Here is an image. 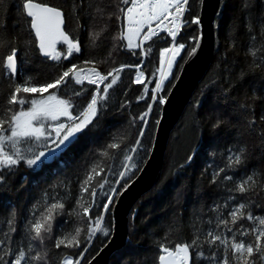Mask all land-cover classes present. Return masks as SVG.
<instances>
[{
	"label": "trees",
	"instance_id": "trees-1",
	"mask_svg": "<svg viewBox=\"0 0 264 264\" xmlns=\"http://www.w3.org/2000/svg\"><path fill=\"white\" fill-rule=\"evenodd\" d=\"M15 2L16 0H3L0 16L8 17V36L16 37V46L20 48L19 59L24 57L25 41H34V36L30 35L26 25H22L19 30L12 27L21 15L15 8L7 10ZM43 2L64 10L65 31L71 37L79 39L81 52L74 54L67 61H62L65 67L72 63L81 68L92 67L93 65L83 64V61L94 60V66L102 74H107L122 64L142 62L145 84L149 89V96L151 95V89L158 80V72L155 75L153 73L159 67V49L170 46L169 37L167 40L155 38L149 42L145 46L151 45L153 48L149 55L133 56L131 51L122 47L124 42L113 39L120 30V24L116 20V16L120 15L119 0H83L84 6L79 10L78 16L72 14L73 0ZM246 2L254 7L246 9ZM96 7L104 9L103 18L95 11ZM188 7L185 18L200 15L199 0H190ZM109 13L113 14L111 20L108 19ZM262 17L264 0H220L213 22L214 52L211 62L169 134L159 180L133 205L127 216L126 244L110 256L109 264H158V243L174 246V242L190 241L195 228L207 229L209 225L204 221L213 216L209 207L214 201L223 204L224 198L230 195L226 188L233 186L232 182L222 179L224 173H221L220 179L213 184V173L221 167H226L228 156L239 152L240 149L245 150L244 164L226 169L227 174L239 180L256 172L257 184L253 191L245 194L233 192L231 195L236 196L237 200L248 199L255 214H264V120L261 119L264 116V62L260 59L264 56V35L260 32ZM249 22L252 26L251 33L247 28ZM120 23L123 24V20ZM105 26L107 30L93 42L89 33L99 32ZM253 34L256 35L255 41L251 39ZM198 35L199 28L196 25L186 27L181 32V42L192 44L189 37ZM250 47L261 49L256 58L248 54ZM57 48L63 51L65 46L60 44ZM187 50L181 54L184 59L187 58ZM27 58L28 73L41 82L55 78L61 71L55 61L41 58L35 47L28 52ZM178 63L183 67L184 60L178 58ZM256 63H261L262 66L256 67ZM173 72L178 76L181 68L174 66ZM19 80L18 76L17 81ZM134 80L135 69L126 68L120 73V80L109 90L108 100L93 126L81 134L72 148L57 161L46 164L39 171L21 163L12 171L5 169L0 173L5 177L0 184V219L15 211L17 235L26 218L30 216L32 206L38 202L43 203L45 193L50 197L56 194L67 196L65 215L59 217L57 223L71 221L69 224H62V227L65 231L74 229L80 221L69 217L67 213L79 194V181L94 163L103 159L99 155L100 151L114 142V139L121 142V149H110V155L114 159H104V165H111L115 171L124 170L120 166L123 160L122 151L135 146L142 126L138 116L147 110V104L150 102L148 98L137 99L143 94L144 84H136ZM149 80L152 83H148ZM165 84V91L160 95L168 94L172 88L168 81ZM74 87L79 90L81 86ZM84 87L87 92L82 97L72 96L71 87L64 89L60 95L65 99L71 98L74 103L82 106L90 99V93L95 88L87 82ZM8 90V80L0 79V103L6 100ZM51 91L54 90L50 89L49 92ZM34 96L39 98L40 94ZM161 109L162 105H153V111L147 118L145 135L141 138L143 146H137L136 153H128L134 156L140 169L144 165L141 161H147L149 158L157 127L156 120L160 119ZM217 118L222 124L214 129L212 124ZM189 156L193 157L191 161L188 160ZM139 171L133 169L132 173H129V183ZM104 175L112 181L119 178L111 172H105ZM107 188L108 185H105V190ZM100 203H103V197L100 198ZM99 211L98 208L94 209V212ZM104 225L110 228L111 236L112 210L105 214ZM60 234L54 227L51 239L45 241L44 250L48 252L49 264H58L66 253L75 258L80 251L56 249L55 239ZM108 240L109 238L98 233L82 264H87L95 257ZM35 251H41V248L37 247Z\"/></svg>",
	"mask_w": 264,
	"mask_h": 264
},
{
	"label": "snow or ice",
	"instance_id": "snow-or-ice-1",
	"mask_svg": "<svg viewBox=\"0 0 264 264\" xmlns=\"http://www.w3.org/2000/svg\"><path fill=\"white\" fill-rule=\"evenodd\" d=\"M189 3L190 0H119L120 15L116 16V20L120 24V30L113 39L126 42L122 47L131 51L133 56H147L152 53V46L145 45L154 38H171L170 47L159 49V67L153 73L155 75L158 72L159 78L151 89L150 96L145 84L142 62L122 64L107 74H102L94 66V60L83 61V64L93 65L92 67L81 68L76 63L65 67L62 64V61H67L74 54L81 52L79 39L71 37L65 31L63 9L51 6L43 0H16L7 8L9 11L15 8L21 14L19 20L12 25L14 29L19 30L22 25H26L30 35L34 34V41H25V54L19 59L20 48L16 46V37L8 36V17L0 16V79L8 80L9 89L6 100L0 103V173L5 169L12 171L21 163L39 171L46 164L57 161L67 153L79 140L80 135L93 126L108 100L109 90L117 84L120 73L126 68L135 69L134 83L144 84L143 94L137 99H150L147 110L138 116L142 126L135 146L122 151L123 160L120 166L124 170L115 171L111 165H104V159H114L110 155V149H121V142L114 139V142L100 151L99 155L103 159L94 163L79 181V194L67 215L75 217L80 223L71 231H65L62 224L66 225L71 221L57 223V220L65 215L67 196L56 194L50 197L45 193L43 203L38 202L32 206L30 216L26 218L19 235L15 211L0 219V264H49L48 252L44 250V246L45 241L51 239L54 227L61 232L55 239L56 249H80L75 258L64 254L58 264H82L98 233L109 238L110 242L111 230L104 225L105 214L112 210L119 196L130 187L129 173H132L133 169L142 170L134 156L128 153H136L137 146H143L141 138L145 135L147 118L153 111V105H164L167 102L168 94L160 95L165 91V82L168 81L171 87H175L171 81L178 80L179 76L174 74V66L182 69L177 58L187 63V59L195 56L200 47V38L197 36L189 37L192 44L181 42V32L184 28L191 25L199 28L202 25L199 14L185 18ZM199 3L203 5L204 0H199ZM2 4L3 0H0V5ZM83 6V0H73L72 14L78 16ZM244 6L246 9L254 7L247 2ZM95 11L103 18V8L96 7ZM112 15L108 14L109 20ZM122 20L126 23L121 24ZM247 28L251 33L250 22ZM106 30L107 26L99 32H90L89 37L95 42ZM260 32L264 35V17L261 18ZM251 39L255 41L256 35L253 34ZM58 44L66 46L63 51L58 50ZM34 47L38 48L43 57L59 65V75L41 82L28 73V52ZM186 49L187 59H184L181 53ZM260 51L261 49L250 47L248 54L256 58ZM260 59L264 62V56ZM261 66V63H256V67ZM85 82L95 88L84 105L74 103L71 98L61 97L60 93L69 87L72 88V96H84L87 92ZM148 83L152 81L149 80ZM74 85L81 87L76 90ZM50 89L54 91L49 92ZM37 93L40 94L39 98L34 96ZM45 93L48 94L44 95ZM261 119L264 120V116ZM252 123H255L254 119ZM156 124H159V120H156ZM221 124L222 121L217 118L212 127L219 128ZM244 151L240 149L239 152L229 155L226 167H221L213 173V184L217 183L221 173H224L222 179L232 182L233 186L226 188L230 195L224 198L223 204L214 201L209 207L213 216L204 221L209 227L195 228L190 241L174 242V246L158 243V264H264V214H255L248 199L237 200L236 196L231 195L233 192L245 194L253 191L257 184V173L253 172L236 180L226 171L233 169L234 165L244 164ZM192 159V156L188 157L189 161ZM105 172H111L119 178L115 181L109 180L107 175H104ZM4 179V175L0 174V184ZM105 185H108L107 190ZM101 197L103 203H100ZM97 208L100 211L94 212ZM245 221L248 223H244ZM37 247H40L41 251H35ZM88 264H92V260H89Z\"/></svg>",
	"mask_w": 264,
	"mask_h": 264
},
{
	"label": "water",
	"instance_id": "water-1",
	"mask_svg": "<svg viewBox=\"0 0 264 264\" xmlns=\"http://www.w3.org/2000/svg\"><path fill=\"white\" fill-rule=\"evenodd\" d=\"M219 4L220 0H204V4L201 5L200 17L202 25L199 27L198 35L200 47L195 56L191 59L186 58L187 63H184L178 75L179 79L174 83L175 87L171 88L168 93L167 102L162 105L159 124L156 127L149 158L141 168L142 170L129 183L130 187L119 196L115 206L112 208L113 229L110 242L108 240L107 246H104L98 252L99 254L95 256L94 260L91 259L92 264H109L110 256L118 249L124 247L128 235V214L135 202L141 196L148 193L160 178L169 134L177 123L191 93L211 62L214 52L213 22ZM32 35L34 36V34ZM40 57L47 59L41 54Z\"/></svg>",
	"mask_w": 264,
	"mask_h": 264
},
{
	"label": "built area",
	"instance_id": "built-area-1",
	"mask_svg": "<svg viewBox=\"0 0 264 264\" xmlns=\"http://www.w3.org/2000/svg\"><path fill=\"white\" fill-rule=\"evenodd\" d=\"M126 22L123 21V24H125ZM149 42H147L146 44H148ZM138 50V49H137Z\"/></svg>",
	"mask_w": 264,
	"mask_h": 264
},
{
	"label": "rangeland",
	"instance_id": "rangeland-1",
	"mask_svg": "<svg viewBox=\"0 0 264 264\" xmlns=\"http://www.w3.org/2000/svg\"><path fill=\"white\" fill-rule=\"evenodd\" d=\"M181 54H182V53H181ZM178 58H179V57H178ZM178 58H177V59H178Z\"/></svg>",
	"mask_w": 264,
	"mask_h": 264
}]
</instances>
